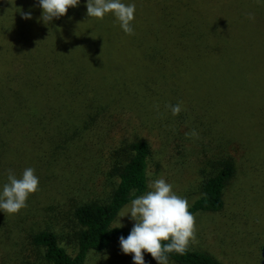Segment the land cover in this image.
Instances as JSON below:
<instances>
[{
  "label": "trees",
  "instance_id": "16d2710c",
  "mask_svg": "<svg viewBox=\"0 0 264 264\" xmlns=\"http://www.w3.org/2000/svg\"><path fill=\"white\" fill-rule=\"evenodd\" d=\"M188 1L123 0L136 6L134 32L128 35L110 13L99 19L101 26L93 33L89 21L98 18L88 17L87 0H80L83 10L79 5L69 8L48 25L40 19L39 6L23 8L32 16L25 19L21 9L16 15L8 10L10 0H0V36L17 29L11 41H0V178L7 177L9 170L19 178L25 167H31V154L39 184L44 180L42 169L49 170L53 163L73 171L88 163L89 156L94 154L93 160L99 156L96 169L103 182L102 193L73 198L74 192L65 189L70 206L59 217L60 228L49 226L27 234L30 245L41 250L44 264H86L89 252L108 251L132 229L112 227L125 205L147 192L149 183L151 145L144 139H123L121 123L130 115L125 97L132 83L141 86L147 102H164L161 90L166 87H172V93L191 82L210 87L192 79L195 61L243 55L244 48L237 52L242 42L236 25L247 28L252 23L264 33V3L260 0H251L263 7L254 14L220 12L216 16L195 15ZM149 8L156 10L157 17L147 28L139 12L147 13ZM76 43L84 49L76 50ZM129 62L136 65L134 70L128 69ZM110 69L119 71L133 86L129 89L124 82L106 86L103 74ZM237 83L247 85L242 80ZM227 86L222 83L221 89ZM236 147L244 155L243 144L238 142ZM213 166L200 198L189 206L194 216L221 212L226 190L239 174L233 155L220 158ZM58 181L72 185L63 173ZM145 256L156 261L150 253ZM169 262L222 264L211 254L189 247L183 254L170 253Z\"/></svg>",
  "mask_w": 264,
  "mask_h": 264
},
{
  "label": "rangeland",
  "instance_id": "374dc122",
  "mask_svg": "<svg viewBox=\"0 0 264 264\" xmlns=\"http://www.w3.org/2000/svg\"><path fill=\"white\" fill-rule=\"evenodd\" d=\"M189 4L190 12L200 16H216L220 12L254 14L263 9L251 0H190ZM27 5L36 8L37 0H10L8 10L16 15L21 9L22 17L25 13L22 9ZM79 6L84 9V5ZM145 11L147 13L139 12V16L148 28L157 15L152 8ZM91 21L90 30L97 33L101 21ZM245 27L236 25L242 42L237 52L244 48L243 55L195 61L192 79L210 87L191 82L174 93L172 87H166L168 90H161L165 93L164 102H147L141 86L132 83V87L119 71L110 69L103 74L106 86L124 82L129 89L133 88L125 97L130 115L121 123L123 139H144L151 145L149 183L164 178L190 206L200 198L202 184L214 170V162L228 155L237 159L239 174L226 190L224 209L218 213H197L195 239L187 246L211 254L222 264H264V33L252 23ZM16 32L14 29L13 33ZM14 34L0 36V41L9 42ZM74 48L80 51L84 46L76 43ZM129 63L128 69L134 70L136 65ZM145 64L139 63L140 66ZM183 70L187 74L185 66ZM241 80L247 84L245 88L237 83ZM222 83L228 85L227 89H221ZM177 104L182 110L174 116L169 105ZM237 120L244 123L239 125ZM193 131L196 136L191 135ZM238 142L243 144L244 155H239ZM93 155L89 156L88 163L73 171H64L56 163L49 170L42 169L43 183L29 196L26 207L17 214L0 211V264H44L41 250L31 246L26 236L36 229L60 228L59 217L70 206L69 196L63 194L65 189L74 192L73 198H94L102 193L103 182L96 169L99 156L93 160ZM31 159L29 166L36 169L32 154ZM62 173L71 178L72 189L58 181ZM4 183H7L6 176L0 178V189ZM134 223L129 217L120 218L119 213L112 227L132 228ZM145 261L157 264L146 256ZM86 264H133V261L132 255L124 254L117 243L104 253L89 252Z\"/></svg>",
  "mask_w": 264,
  "mask_h": 264
},
{
  "label": "clouds",
  "instance_id": "9594fccd",
  "mask_svg": "<svg viewBox=\"0 0 264 264\" xmlns=\"http://www.w3.org/2000/svg\"><path fill=\"white\" fill-rule=\"evenodd\" d=\"M264 3V0H260ZM80 0H37L42 9L41 20L48 25L53 19L64 16L69 8L78 6ZM89 18L103 19L112 14L125 34L132 35V22L135 18L134 3L123 0H87ZM31 19V12L24 13ZM172 115L181 112V106L169 105ZM192 136L197 133L193 131ZM39 190V177L35 169L28 167L19 176L8 171L7 183L0 189V211L17 214L27 206L30 195ZM129 217L134 225L125 238H119L121 251L132 255L133 264H146L145 252L150 253L157 264H169V254H183L191 240L195 239V216L189 211L186 198L178 196L172 184L164 178L150 181L149 191L135 196L120 212V218ZM120 227L123 225L120 223ZM117 227V228H120Z\"/></svg>",
  "mask_w": 264,
  "mask_h": 264
}]
</instances>
